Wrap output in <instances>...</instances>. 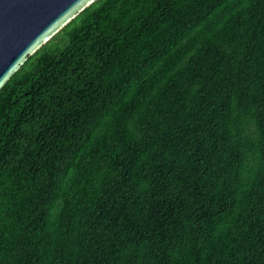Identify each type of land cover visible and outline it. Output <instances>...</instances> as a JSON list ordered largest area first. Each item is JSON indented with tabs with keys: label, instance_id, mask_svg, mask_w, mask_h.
I'll list each match as a JSON object with an SVG mask.
<instances>
[{
	"label": "trees",
	"instance_id": "1",
	"mask_svg": "<svg viewBox=\"0 0 264 264\" xmlns=\"http://www.w3.org/2000/svg\"><path fill=\"white\" fill-rule=\"evenodd\" d=\"M0 264H264V0H97L29 56Z\"/></svg>",
	"mask_w": 264,
	"mask_h": 264
},
{
	"label": "water",
	"instance_id": "2",
	"mask_svg": "<svg viewBox=\"0 0 264 264\" xmlns=\"http://www.w3.org/2000/svg\"><path fill=\"white\" fill-rule=\"evenodd\" d=\"M97 0H0V89L62 28Z\"/></svg>",
	"mask_w": 264,
	"mask_h": 264
}]
</instances>
